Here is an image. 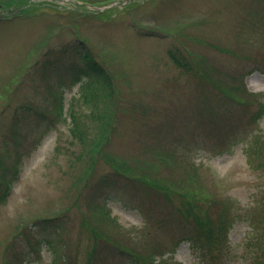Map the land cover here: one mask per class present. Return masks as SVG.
I'll use <instances>...</instances> for the list:
<instances>
[{
    "label": "rangeland",
    "instance_id": "1",
    "mask_svg": "<svg viewBox=\"0 0 264 264\" xmlns=\"http://www.w3.org/2000/svg\"><path fill=\"white\" fill-rule=\"evenodd\" d=\"M121 1L0 0V8L24 9L0 17V165L16 147L24 153L0 201V264H91L98 233L139 230L143 214L118 197L106 200L107 212L88 199L93 181L112 167L155 179L159 186L149 187L179 224L227 230L225 264H264V0ZM78 42L112 77L113 100L97 102L102 118L71 86L69 71L40 73L52 69L48 59L63 67L77 60L70 45ZM59 99L71 105L51 129L25 117L27 107L53 117ZM70 113L81 118L83 140L73 135ZM208 114L224 133H210ZM147 144L190 162L162 161ZM45 217L66 224L58 251L18 237ZM209 254L182 243L154 264H205ZM138 258L145 264L147 253Z\"/></svg>",
    "mask_w": 264,
    "mask_h": 264
},
{
    "label": "trees",
    "instance_id": "2",
    "mask_svg": "<svg viewBox=\"0 0 264 264\" xmlns=\"http://www.w3.org/2000/svg\"><path fill=\"white\" fill-rule=\"evenodd\" d=\"M107 10L111 9L107 8L103 11ZM88 11L91 13L99 12L92 10ZM251 14L255 15L256 13L252 12ZM82 43L83 42H78V44L73 43L70 45V48H74L79 55V62H70L65 69V71L67 70L70 73L72 86L76 82H79L81 97L84 102H88L91 105H96L99 101L111 103L114 96L112 78L107 69L94 57L90 47ZM170 54L177 64L184 66L185 62L177 59L174 53L171 52ZM59 57L63 60L62 51H60ZM56 58L57 57L53 60L48 59L51 64L47 65L53 66L51 70L45 66L40 69L43 78H51L52 73H54V75L60 74L62 66H56ZM82 77H85V80L81 81ZM70 105L71 102H69L68 107ZM56 110L59 116L64 115L61 100L57 103V106L54 105L52 112L54 113ZM109 112H107V115L110 121L111 112ZM24 113L25 109L22 111L23 116ZM57 113L51 117L50 115H43L27 107L25 117L33 126L43 123L44 128L51 129L59 118ZM103 115L102 111L98 110L93 116L102 118ZM70 117L73 121L71 127L73 135L75 134L77 138L83 140L86 136V132L81 130V128H84L81 123V118H76L73 113H70ZM208 119L211 134L224 133L222 132L223 126L220 123L221 121L215 114H208ZM20 120L24 121L21 117ZM101 123H103L101 129L106 132L107 129L103 119ZM12 127V141L15 143V139L17 138V126L13 125ZM259 146L262 147V144H259ZM182 147L186 150H190L186 145H182ZM253 147V145L250 147V153ZM262 153L261 158L263 161L260 162L258 166L264 170V152L262 151ZM152 154L156 155L162 161L178 160L184 165L190 162L188 156L174 155L173 151H167L166 149H162L161 151L155 149ZM22 155H24L23 151L16 147L14 156L9 163L0 165V201L6 199L12 184L19 176ZM149 183L159 186L155 179L151 180L149 178L133 176L130 173L121 172L113 167L100 174L93 181L90 191L88 190V199L95 208L107 212L105 206L106 200L118 197L126 203L130 209L140 211L143 214L144 221L142 223L143 226H141L139 230H135L130 234L125 232L114 234L107 232L98 233L97 237L99 236L100 238L98 237L94 242L92 250L95 260L91 264H141L138 258L141 252L147 253L145 264H154L155 260H161V256L165 253L176 250L178 245L182 242L189 244L193 250L208 251L211 256L215 255L217 250L216 246L218 244L217 236L219 228H209V226L203 227L200 222L194 224H179L176 214L172 211L167 212V204L155 194L151 187H149ZM172 191L173 188L168 186L167 195ZM190 209H193V207ZM107 222L108 225L114 229L116 226L115 221H112V218H110ZM31 225L34 229L33 231L24 229L18 235L19 238L21 237V243L26 242L28 246H35L42 243L50 252L58 251L57 247L60 243L64 246V233L67 227L61 218L45 217L31 223ZM31 238L33 240H30ZM212 258L214 259L216 257ZM206 261L205 264H220L219 260L211 262V257L210 259H206ZM55 264H58V262L55 261Z\"/></svg>",
    "mask_w": 264,
    "mask_h": 264
}]
</instances>
